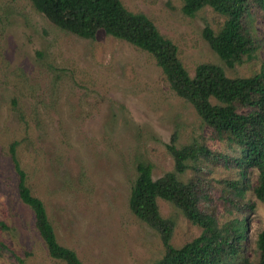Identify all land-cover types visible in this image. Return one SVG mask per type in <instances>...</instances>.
<instances>
[{"label":"rangeland","instance_id":"374dc122","mask_svg":"<svg viewBox=\"0 0 264 264\" xmlns=\"http://www.w3.org/2000/svg\"><path fill=\"white\" fill-rule=\"evenodd\" d=\"M122 2L177 46L190 75L212 63L228 77H247L264 60V3L248 0L245 13L258 41L254 57L229 67L202 36L205 26L217 32L224 22L212 8L187 16L183 0ZM13 143L59 244L82 264H158L165 254L159 233L129 208L136 165L150 163L156 179L175 171L168 144L206 147L211 154L187 159L176 177L198 184L199 207L217 225L244 219V238L222 264H258L264 202L252 190L257 170L234 160H243L245 149L205 123L148 52L103 30L94 39L61 30L30 0H0V264H67L50 256L33 210L19 197ZM228 183L243 188L242 196ZM158 205L174 223L173 247L200 235L174 203Z\"/></svg>","mask_w":264,"mask_h":264},{"label":"trees","instance_id":"16d2710c","mask_svg":"<svg viewBox=\"0 0 264 264\" xmlns=\"http://www.w3.org/2000/svg\"><path fill=\"white\" fill-rule=\"evenodd\" d=\"M30 1L36 11L61 30L87 39H94L97 31L103 30L148 52L171 88L194 106L204 122L220 134L227 133L231 141L245 149V158L234 160L238 165L257 170L252 190L256 199L264 202V60L258 72L247 77H228L221 66L212 63L196 65L194 74L190 75L180 61L177 46L159 32L149 17L129 10L122 0ZM254 2L261 5L264 0ZM205 6L225 17L217 32L208 25L202 30L211 49L229 67L244 58L252 59L258 41L244 23L248 0H183L181 10L193 16ZM239 106L244 111L238 110ZM167 149L178 172L185 171L187 159H195L200 153L211 154L203 146L181 150L168 144ZM10 155L18 175L19 197L33 210L36 227L50 256L67 264H82L73 250L59 244L43 201L31 194L26 174L15 158V143L11 145ZM175 171L154 179L152 165L139 162L128 199L130 210L159 233L165 254L158 264H222L236 253L244 238V219L217 225L215 216L199 207L198 184L193 180L180 181ZM228 184L242 196L243 188ZM158 199L180 208L190 222L202 228L200 235L182 247H173L170 239L174 223L160 213ZM258 247L262 252L258 264H264V232L260 233Z\"/></svg>","mask_w":264,"mask_h":264}]
</instances>
